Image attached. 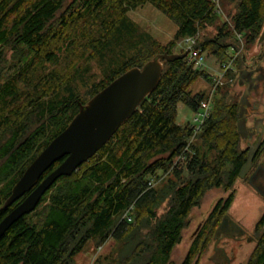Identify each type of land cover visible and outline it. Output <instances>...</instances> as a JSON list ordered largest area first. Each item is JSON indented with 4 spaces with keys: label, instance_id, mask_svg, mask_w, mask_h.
Returning a JSON list of instances; mask_svg holds the SVG:
<instances>
[{
    "label": "trees",
    "instance_id": "trees-1",
    "mask_svg": "<svg viewBox=\"0 0 264 264\" xmlns=\"http://www.w3.org/2000/svg\"><path fill=\"white\" fill-rule=\"evenodd\" d=\"M229 1L237 2L232 27L217 26L215 37L198 43L218 60L228 49L239 48L237 34L249 46L264 26V0ZM148 3L177 25L167 44L129 16ZM218 18L216 0H0V221L12 208L4 203L16 181L68 126L80 104L127 70L142 67L159 53H173L181 40L198 35ZM228 38L234 42L225 43ZM93 62L101 69L99 80ZM201 76L211 82L186 57L165 61L158 87L137 111L0 239V264H74L89 241L110 236L117 242L130 236L135 240L133 254L116 264H175L172 252L192 209L207 190L232 187L245 159L238 97L226 103L222 95L214 98L210 118L186 153V171L174 166L161 183L149 184L159 171L173 167L188 144L192 131L188 123L177 122L178 105L196 110L208 97L209 92L192 95L191 86ZM233 197L231 192L216 204L181 264H193L206 250ZM165 202L167 210L158 215ZM131 206L134 217L128 222L122 217ZM260 228L258 248L246 264H264V215Z\"/></svg>",
    "mask_w": 264,
    "mask_h": 264
},
{
    "label": "rangeland",
    "instance_id": "rangeland-1",
    "mask_svg": "<svg viewBox=\"0 0 264 264\" xmlns=\"http://www.w3.org/2000/svg\"><path fill=\"white\" fill-rule=\"evenodd\" d=\"M216 3L219 8V18L217 19L216 24L201 30L199 33V40L204 41L215 37L218 33L217 26H223L227 23L228 27H232V16L237 12V2L235 3V1L226 0L225 6L223 5V0H216ZM129 16L140 26L142 30L150 32L163 44L169 43L174 38L177 31V25L160 10L149 3L138 7L135 10H131L129 12ZM235 38L238 39L236 36ZM243 40L244 39L242 37V39L239 40V43H235L239 46V48L234 46L233 48L228 49V53L223 59L218 60L215 55L208 51L205 52V65L203 69L199 70L206 71L211 78V82L203 76L198 78V80L191 86L192 95L208 93L212 88V77L214 78L216 75L221 73L219 69V62L222 60L227 62L229 57L236 56L238 59L231 64L232 68L229 69V72L224 77L223 82L220 85V87L223 88L222 94L220 92L216 93L215 98L218 99L222 97V95H225L226 103H230L234 97H238L239 99L242 91L238 84L239 70L251 65L257 48L256 43L248 46L246 43L244 44ZM224 42L229 43L234 41L232 38H228ZM181 50L182 47L180 43H178V45L174 48V53H180ZM91 68L92 72L95 73L96 79L99 80L101 77L99 64L97 62H93L91 64ZM80 86L82 90L85 89L82 84H80ZM178 112L177 122L181 126H185L194 114V110L188 108L183 103L179 104ZM197 143L198 145L200 144L199 141H197ZM174 166L182 167L186 171L187 161L183 163H176L175 159L174 165L169 171H159L157 173L158 176H153L151 178V181L154 182V186L161 183V181L168 176L169 172L173 170ZM227 168L229 169V165H227ZM231 192L234 193V197L227 212L234 220L242 224L246 230L253 233L256 224L264 213V199L256 193L247 182L241 180L240 178H237L234 185L229 189H226V187L223 186L213 187L205 192L200 204L192 209L187 219L186 226L182 231V240L176 245L172 252V260L175 264H181L186 258L197 227L201 223H204L216 204L221 199H226ZM167 206V202L162 204L158 209V215H162L167 210ZM144 232H146V229ZM257 237L259 238V235ZM134 242L135 240L133 239V236L128 237L122 242L115 241L112 236L108 237L103 242L91 240L86 244L84 249L75 256L74 264H116V261H118L122 256H131L133 254L135 247ZM213 244L214 240L210 242L206 250L194 258L193 264H209L210 256L213 253ZM234 246L236 249L234 264H246L253 254L256 242L240 241L235 243Z\"/></svg>",
    "mask_w": 264,
    "mask_h": 264
},
{
    "label": "water",
    "instance_id": "water-1",
    "mask_svg": "<svg viewBox=\"0 0 264 264\" xmlns=\"http://www.w3.org/2000/svg\"><path fill=\"white\" fill-rule=\"evenodd\" d=\"M187 52L159 53L142 67H133L116 77L85 104H80L68 126L34 158L12 187L4 203L5 208H12L0 221V239L15 222L36 209L43 195L60 177L71 175L96 154L137 111L141 102L158 87L164 62L184 58ZM243 72L246 70H242L240 76ZM244 101L245 94L241 103ZM242 115L243 109L240 117ZM246 129L244 121L238 119V131L242 136H245ZM58 161L61 163L46 174ZM249 166L248 162L241 170L240 178L245 177ZM228 230L236 234L246 232L226 214L215 231L214 239Z\"/></svg>",
    "mask_w": 264,
    "mask_h": 264
},
{
    "label": "flooded vegetation",
    "instance_id": "flooded-vegetation-1",
    "mask_svg": "<svg viewBox=\"0 0 264 264\" xmlns=\"http://www.w3.org/2000/svg\"><path fill=\"white\" fill-rule=\"evenodd\" d=\"M256 47L254 60L251 65L239 70L238 77V84L242 90L237 105L239 108V119L244 121L247 128L245 136L240 134V151L244 153L245 159L238 172V178H240L241 170L249 162L250 166L245 177L240 179L247 182L264 199V26L259 39L256 41ZM242 70H246V72H243L242 76H240ZM244 94L245 101L242 104L241 99ZM242 109L243 115L240 117ZM250 157L251 159L249 160ZM226 214L229 215L228 212L223 213L222 219ZM237 223L240 224L239 222ZM240 225L244 228L242 224ZM202 226L203 223L197 227L195 235L201 230ZM260 230L261 228L257 229V224L253 233L246 230L243 234H236V232L228 230L218 236L217 243L213 236V253L210 256L209 264H234L236 258L234 244L240 241L256 242L255 251L259 245L260 237L258 238L257 236L260 234Z\"/></svg>",
    "mask_w": 264,
    "mask_h": 264
},
{
    "label": "built area",
    "instance_id": "built-area-1",
    "mask_svg": "<svg viewBox=\"0 0 264 264\" xmlns=\"http://www.w3.org/2000/svg\"><path fill=\"white\" fill-rule=\"evenodd\" d=\"M237 37L239 40L242 39V36L240 34H237ZM179 43L183 51H188L187 55L185 56L187 62L190 65H192L194 69H203L205 65V51L198 44L199 34L196 36L184 38ZM236 59H237L236 56L235 57L231 56L228 58L227 62L225 61L219 62L220 63L219 69L221 73L216 75L214 78L212 77L213 79L212 88L208 93V97L200 101L199 106L197 107L196 110H194V114L191 120L187 122L191 128L192 135L189 137L188 144L186 145L184 150L181 152L180 155L177 156L176 163H183L187 160L186 153H189L191 151L192 143L195 141L196 136L200 133L202 127L204 126V124L212 114L213 103H214L215 95L217 93V89L222 84L224 77L229 72V69L232 68L231 64L235 62ZM149 184L154 186L153 181H151ZM132 210H133V206H131L130 209H128L124 213L122 218H125L126 221L128 222H132L133 221Z\"/></svg>",
    "mask_w": 264,
    "mask_h": 264
},
{
    "label": "crops",
    "instance_id": "crops-1",
    "mask_svg": "<svg viewBox=\"0 0 264 264\" xmlns=\"http://www.w3.org/2000/svg\"><path fill=\"white\" fill-rule=\"evenodd\" d=\"M178 109H179V105H178Z\"/></svg>",
    "mask_w": 264,
    "mask_h": 264
}]
</instances>
